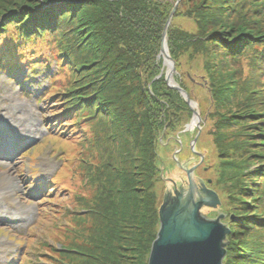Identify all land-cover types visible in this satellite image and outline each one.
Returning <instances> with one entry per match:
<instances>
[{
    "label": "trees",
    "instance_id": "obj_1",
    "mask_svg": "<svg viewBox=\"0 0 264 264\" xmlns=\"http://www.w3.org/2000/svg\"><path fill=\"white\" fill-rule=\"evenodd\" d=\"M178 1L0 0V70L9 76L23 71L27 82L36 69L51 71L55 62L46 98L55 100V107L63 105L53 112L60 122L57 138L77 142L80 150L76 158L72 152L64 155L63 170L69 164L79 170L59 181L74 194L73 207L60 211L68 220V226L56 228L61 246L40 243L48 251L39 254L45 264H148L160 228L158 185L163 182L164 195L173 184L166 180V160L158 148L167 151L173 144L175 152L193 116L181 94L168 87L159 58ZM183 2L167 29L176 83L191 96L183 77L191 84L196 77L184 76L181 59L202 56L213 112L234 99L237 107L250 108L221 113L216 140L225 139L223 126L264 138V0H194L183 15L195 32L175 22ZM225 64L237 75L235 65L248 67L239 94L229 87L233 72H223ZM251 118L260 119L237 121ZM256 127L260 134H246ZM240 135L234 134L226 149L217 141L221 154L236 153L222 162L219 178L232 187L242 210L234 214L241 223L229 226L223 264H264V150L248 149L264 143L238 141ZM184 157L177 156L181 164H195V154ZM74 187L82 192L73 193Z\"/></svg>",
    "mask_w": 264,
    "mask_h": 264
},
{
    "label": "rangeland",
    "instance_id": "obj_2",
    "mask_svg": "<svg viewBox=\"0 0 264 264\" xmlns=\"http://www.w3.org/2000/svg\"><path fill=\"white\" fill-rule=\"evenodd\" d=\"M193 4L194 0H185L180 5L181 17L175 20L179 29L195 32L193 21L183 15L194 6ZM193 57L195 55L185 54L181 59V69L184 76H189L188 73H191L195 74L192 78L196 77L192 84L190 80L183 78L192 90L190 97L196 105L193 107L194 110L200 115L199 126L197 127L196 124L192 130L189 129L179 134L181 136V140H178L180 145L175 152L173 144L167 151L165 146L159 147L158 152L166 160V180L177 183L185 178L186 174L178 164L175 166L173 163L174 154L179 151L176 154L177 160L180 153H183L185 159H188L192 153L195 154L189 147L200 130L195 150L204 158L202 161L195 154V166H197L195 176L219 196L224 223L229 228V226L233 227L232 224L241 223V220L235 218L234 214L242 210L238 208L240 204L235 200L232 187L229 183L222 181L219 174L222 162L234 157L236 153L228 149L225 155L221 154L218 142L222 143V149L228 148L227 144L233 140V135H240L241 129L238 126L220 127L224 140H216L213 133L217 131L221 113H236L240 109L237 112L239 114L250 108H247L248 106L237 107L236 99H234L225 109H221L218 113L213 112V102L208 90L210 79L203 68L205 60L202 56L192 60ZM235 66L238 69V75L234 73L235 67H230L228 64H225L222 70L229 76V70L233 72L230 79L234 83L229 87H233L234 91L239 94L243 85V75L248 76V67L244 69L240 64ZM163 68L166 74L168 68L164 63ZM195 68L198 69L197 72ZM50 69L51 71L36 69L35 74H32V78L27 82H25L26 77L23 71H16L15 75L9 76L0 70V143L4 146L0 148V264H45L44 256L39 254L48 253V251L40 248V243L47 241L51 246H61L63 242L55 239L56 228L60 225L68 226V220L62 218L60 211L64 212L65 208L73 207L71 201L74 194L71 197L70 192L63 190L59 181L61 178L74 176V170L76 174L79 172L75 164L66 165L64 170L63 167L64 155L72 152L76 158L80 150H78L77 142L66 143L57 138L56 129L60 126V122L53 112L63 108V105L55 107V100L46 98L53 87L49 78L56 72L55 62L51 61ZM175 69L174 77L178 72V68ZM54 84H60V81ZM194 110H192L193 116L189 124L195 118ZM259 119H238L237 121L244 124L245 120L255 122ZM245 131L248 132L246 134L251 132L260 134L258 127ZM238 138V141L242 140V142L264 143L263 137L247 138L240 135ZM248 149L263 151L264 147L250 146ZM181 165H188L191 168L188 163ZM79 179L80 177L77 176L74 181L79 184ZM164 189L163 182H161L157 189L160 205L164 201ZM51 191L53 192L50 193ZM81 192V189L73 188V193ZM246 210L252 212L254 209Z\"/></svg>",
    "mask_w": 264,
    "mask_h": 264
},
{
    "label": "water",
    "instance_id": "obj_3",
    "mask_svg": "<svg viewBox=\"0 0 264 264\" xmlns=\"http://www.w3.org/2000/svg\"><path fill=\"white\" fill-rule=\"evenodd\" d=\"M179 1L166 25L159 58H162L164 65L168 64L169 67L165 74L168 87L178 91L194 110V102L174 80L176 66L169 55L167 45V29ZM161 76L162 74L159 78ZM194 115L192 122L196 119L198 127L200 115L195 110ZM192 122L183 132L191 129ZM199 136L200 130L190 148L203 161L204 156L195 150ZM178 152L174 154V159L186 177L177 183L171 180L172 188L164 196L159 211L160 229L153 242L148 264H223L230 229L224 223L219 196L195 176L197 168L195 164L191 168L188 165H180L176 159Z\"/></svg>",
    "mask_w": 264,
    "mask_h": 264
},
{
    "label": "bare ground",
    "instance_id": "obj_4",
    "mask_svg": "<svg viewBox=\"0 0 264 264\" xmlns=\"http://www.w3.org/2000/svg\"><path fill=\"white\" fill-rule=\"evenodd\" d=\"M168 70H169V67H168V64L165 65ZM194 126H196V119L192 122V126H191V130L194 128ZM0 148H4V146L0 143Z\"/></svg>",
    "mask_w": 264,
    "mask_h": 264
}]
</instances>
